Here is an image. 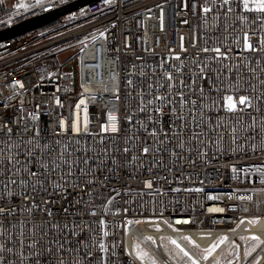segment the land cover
Returning <instances> with one entry per match:
<instances>
[{
	"label": "built area",
	"instance_id": "2783aa9c",
	"mask_svg": "<svg viewBox=\"0 0 264 264\" xmlns=\"http://www.w3.org/2000/svg\"><path fill=\"white\" fill-rule=\"evenodd\" d=\"M70 1L2 0L0 29ZM230 6L92 0L0 40V207L11 210L0 215V243L13 248L0 252L4 264H149L132 253L133 239L157 264H175L159 243L176 242L173 231L199 248L208 244L190 231L214 232L211 244L227 237L215 257L191 256L198 264L228 247L237 264L255 261L264 244V231H255L264 225V98L256 99L264 96V19L245 12L242 0ZM245 34L255 51L245 48ZM29 171L41 173L39 185ZM33 225H43L35 237ZM33 238L39 248L20 249V239Z\"/></svg>",
	"mask_w": 264,
	"mask_h": 264
},
{
	"label": "snow or ice",
	"instance_id": "6c2138e0",
	"mask_svg": "<svg viewBox=\"0 0 264 264\" xmlns=\"http://www.w3.org/2000/svg\"><path fill=\"white\" fill-rule=\"evenodd\" d=\"M0 2H2V0H0ZM38 2H39V0H38ZM105 2L106 3H110L111 0H105ZM223 4L228 6V8H227L228 13L232 12V8L230 6L231 5V0H223ZM242 7H243V9H244L245 12H255V13L259 14V17L258 18L264 19V0H242ZM203 10H204L205 13L211 11V9L208 8V7H204ZM241 19H246V17H243L242 16ZM185 23H187V21H185ZM248 40H249V37H248L247 34H245V36H244V45H245V48L246 49H249V50L255 51L256 49L254 48V46L252 44H250L248 42ZM260 46H261L262 49H264V38H261V40H260ZM208 50L209 49H207V48L204 49V51H208ZM212 51H215L217 53H220V49L218 47L212 49ZM221 55H223V54H221ZM169 79H171V77H169ZM252 88H253V90H255V86H252ZM201 91H203V89H201ZM262 98H264V96L257 97L256 99L259 100V99H262ZM161 99H163V97H161ZM227 99H228V109L230 111L235 110L236 105L232 102V97L231 96H228ZM80 103L83 104L84 101L81 100ZM195 103H196L195 101H192V104L193 105ZM239 103L241 105H245L247 107H251L252 106V99L249 96H241L239 98ZM77 107H79V105H77ZM257 111H259V108H257ZM109 119L112 120V121H115L116 120V117L110 115L109 116ZM177 119H183V117L182 116H177ZM195 119H196V116L194 115L193 116V120H195ZM86 123H87V119L85 118V124ZM5 127H6V125H5ZM117 130L118 129H117L116 124L113 123L111 125V131L112 132H116ZM8 131L11 132L12 130L9 128ZM25 131H26V129H25ZM73 131H79V128L75 124L73 125ZM37 135H39L38 132H37ZM152 135H155V132H153ZM125 151H127V149H125ZM143 151H144V153H148L149 149L147 147H145L143 149ZM52 163L55 164L56 162L53 161ZM56 166L59 167V165H56ZM41 168H43L45 171L48 170V167L45 164H41ZM54 170L55 169H53V171ZM29 175L32 176V177H34V178H36V184L37 185H39L41 183V181H40L41 173L40 172H38V171H29ZM10 183L11 184H16L17 181L16 180H11ZM19 183L21 185H23V186L26 187V181L21 180V181H19ZM146 186L148 188H151L152 187L151 182L150 181L149 182H146ZM5 187L7 188V185H5ZM60 187H61V185H59V184L56 185V188L57 189H59ZM200 190L201 189H196V191H200ZM12 195H15V193L9 191L8 192V196H12ZM24 199L27 200V199H29V197L27 195H25L24 196ZM209 199H214V197H209ZM46 203H47V201H46ZM109 203H111V201H109ZM33 207H37L38 208L39 205L36 204L35 201H33ZM9 211H11V210L6 209V208H3V207H0V215H3L4 213L9 212ZM216 211H223V209H216ZM47 214L49 216L52 215V213L50 211H48ZM94 214L95 213H93V215ZM241 222H243V221H241ZM249 222L255 224L257 221L256 220H250ZM164 223L167 224L168 222L167 221H164ZM176 223L177 224H179V223H185L186 224V223H189V221H187V220H184V221L177 220ZM168 226L169 227H172L171 224H168ZM53 227L59 229L60 228V225H58V224L57 225H53ZM64 227H67V225H65ZM42 228H43V225H33V229H32L31 235L33 237L39 235L41 233ZM6 234H7V229L3 226L2 222H0V236H5ZM47 234L48 233L46 231L43 232V235L44 236H46ZM105 235H107V232H105ZM20 236L21 237L24 236V232L22 230V227H21V231H20ZM185 239L186 240H189V243H192V241L190 240L189 237H185ZM226 239H227L226 236L225 237H220L219 241L216 244H213L212 247L206 249L205 251H206L207 255L204 256V259L207 260L208 257L216 250V248L218 247L219 243H223L224 240H226ZM252 239L258 240L259 238L258 237H252ZM171 242L174 245H176V247L179 249V251L181 253H183V256L188 257V259L192 261V264H198V262L195 261V260H193L192 257L189 256V253L186 252L184 249L180 248V246L178 244H176V242L174 240L171 241ZM52 243H53V241H47V243L44 245V252L45 253H47V254H51L52 253V247H51ZM56 243L58 244L57 252H60L61 250H63V247H64L63 244H60L58 241ZM40 246H41V241L39 239L33 238L27 244H25V240L24 239H20L19 240V247H20L21 250H23V248H25V247H27L28 249H33V248H39ZM100 248H101L102 251H107L106 247L103 244L100 245ZM135 248H136V256L141 261H144L145 258L148 256V254L146 252H144L143 250H141L139 244H136L135 245ZM0 252L12 253L13 252V248L7 247L5 244L0 243ZM249 254L250 253H248V252L245 253L246 256L249 255ZM35 255L36 256H40L41 255V252L40 251H37L35 253ZM235 255H236V258L238 260L239 259V253L237 252ZM0 264H4V258L2 256H0ZM37 264H40V261L39 260L37 261ZM49 264H52V262L49 261ZM55 264H65V262L62 259H58L55 262ZM150 264H157V262H156V260L152 259L151 262H150ZM215 264H220V261L217 260L215 262ZM229 264H232V262L229 261Z\"/></svg>",
	"mask_w": 264,
	"mask_h": 264
},
{
	"label": "rangeland",
	"instance_id": "374dc122",
	"mask_svg": "<svg viewBox=\"0 0 264 264\" xmlns=\"http://www.w3.org/2000/svg\"><path fill=\"white\" fill-rule=\"evenodd\" d=\"M6 1H8V0H6ZM227 104H228V101H227ZM182 238L201 257H204L205 255H207V253L205 251L206 249L212 247L213 244H216L219 241V240L215 241L214 243H212L208 247L199 248V247L195 246L193 243H189V240H186L185 237H182ZM240 240L243 241V242L247 241V240L251 241L250 238H247L246 236L240 237ZM171 241L172 240L169 237H167V236H161L159 238L160 245L164 249L170 251L173 254V256L175 257L176 260H173L174 263L178 264L177 263V260H178L182 264H192V261L189 260L188 257L183 256V253H181L179 251V249L176 247V245H174ZM136 244H139L141 250H143L144 252H146L148 254V256L145 258L144 261H146L147 263L150 264L152 259L156 260V258L149 252V250L144 245H142L136 239H133L132 242H131V250H132V253L135 256H136V248H135ZM236 253H237V249L235 247H228L220 254V256L218 257L217 260H219L220 263H222V264H229V261H231L232 264H236L237 263V258H236V255H235ZM215 262H213L212 264H215Z\"/></svg>",
	"mask_w": 264,
	"mask_h": 264
},
{
	"label": "water",
	"instance_id": "95a60500",
	"mask_svg": "<svg viewBox=\"0 0 264 264\" xmlns=\"http://www.w3.org/2000/svg\"><path fill=\"white\" fill-rule=\"evenodd\" d=\"M90 1L92 0H72L59 8H55L53 10L20 20L8 27L0 29V40L12 37L25 30L44 25L48 21H51L57 18L58 16Z\"/></svg>",
	"mask_w": 264,
	"mask_h": 264
},
{
	"label": "bare ground",
	"instance_id": "6f19581e",
	"mask_svg": "<svg viewBox=\"0 0 264 264\" xmlns=\"http://www.w3.org/2000/svg\"><path fill=\"white\" fill-rule=\"evenodd\" d=\"M260 223V222H259ZM264 225H256L255 226V231L261 235V232L264 231ZM152 231V230H151ZM152 233H154L152 231ZM190 236H192L194 239H196L197 241H199L200 243H202V245H207V247L211 244L213 238L216 236V234L213 232L210 236H199L195 233V231H190ZM174 237V239L176 240V244H178L180 246V248L184 249L186 252L189 253V256H193L195 258H201V256L199 254H197L184 240L182 237H185L184 235L180 236V232L178 231H173L172 235ZM261 237H264V235H262ZM261 248V252L260 255L255 259V261H253L252 264H264V244H262L260 246ZM157 253L160 254L159 249L156 248ZM218 253V250H215L213 252V254L211 255L212 257H215L216 254ZM261 256V257H260ZM238 261V260H237ZM237 264V263H236Z\"/></svg>",
	"mask_w": 264,
	"mask_h": 264
}]
</instances>
